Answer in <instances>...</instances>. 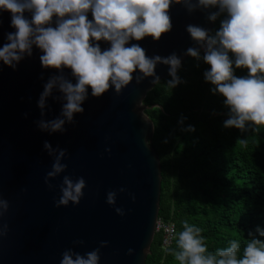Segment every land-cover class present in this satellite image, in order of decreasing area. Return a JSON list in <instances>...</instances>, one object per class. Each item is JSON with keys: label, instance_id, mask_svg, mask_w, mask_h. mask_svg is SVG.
<instances>
[{"label": "water", "instance_id": "water-1", "mask_svg": "<svg viewBox=\"0 0 264 264\" xmlns=\"http://www.w3.org/2000/svg\"><path fill=\"white\" fill-rule=\"evenodd\" d=\"M217 10L189 13L183 5L173 3L170 32L159 41L148 36L132 40L128 46L138 43L150 57L176 53L183 64L190 58L186 50L199 47L186 31L187 25L213 32L215 22L209 21L207 14ZM25 16L31 18L30 13ZM88 18L93 19L90 12ZM15 31L11 13L0 10V47L8 42L7 33ZM99 43L102 50L110 47L106 41ZM41 54L34 47L33 55L16 70L0 61V194L10 203L2 220L9 232L0 238V264H60L65 250L83 255L99 248L101 241H107L108 246L100 250V264H146L157 233L162 167L152 144L154 124L145 114L143 101L156 84L151 77L137 84V70L132 83L119 95L112 88L97 98L89 88V98L82 105L85 111L75 115L76 123L66 124L65 133L49 134L41 131L36 121L59 116L61 102L50 97L43 117L37 102L48 78L59 73L42 67ZM168 69V65L157 66L160 81L170 77ZM64 75L75 83L70 69H64ZM53 95L61 94L54 91ZM45 141L68 152L62 161L67 170L51 180L54 190L45 183L54 162L44 148ZM65 175L74 180L83 177L87 186L78 205L70 202L56 207ZM120 188L126 191L121 193ZM109 191L117 192L115 207L123 208L124 216L106 202ZM130 194L135 195V201ZM78 240L85 243L75 244ZM130 248L135 250L133 255L128 254Z\"/></svg>", "mask_w": 264, "mask_h": 264}, {"label": "clouds", "instance_id": "clouds-1", "mask_svg": "<svg viewBox=\"0 0 264 264\" xmlns=\"http://www.w3.org/2000/svg\"><path fill=\"white\" fill-rule=\"evenodd\" d=\"M173 3L183 5L189 13L197 9H218L207 14L209 21L219 20L214 32L187 25L186 31L199 47H189L185 55L210 65L204 72L205 81L214 85L212 93L222 95L229 109L223 126L243 131L250 125H264V0H0V10L11 13V27L16 29L7 33L8 42L0 47V61L16 70L21 61L33 55L35 47L42 53L39 57L42 67L59 73L50 76L43 85L37 104L43 117L51 97L61 102L60 115L36 121L37 127L49 134L67 132L65 125H74L75 115L84 113L82 105L89 98V88L97 98L112 88L119 95L132 83L137 70L140 73L135 77L137 84L149 77L153 78V84H158L160 76L156 69L160 64L169 66L171 79L167 84L170 87L182 83L178 75L182 60L176 53L150 57L140 44L128 46L130 41H141L148 36L159 41L163 34L170 32ZM26 12L30 13V19L25 16ZM100 41L108 42L110 47L102 50ZM66 68L71 70L75 83L64 75ZM240 68L247 69L248 74L235 75V69ZM54 91L61 95L54 96ZM188 130L195 131L192 126ZM145 143L148 145V140ZM44 148L54 158L45 176L48 188L54 190L56 185L51 180L67 170L68 165L62 161L68 152L59 146L53 148L48 141L44 142ZM106 151L110 153L111 149ZM86 186L83 177L74 180L65 175L56 207L68 206L70 202L78 205ZM125 191V188L119 189L121 193ZM130 195L135 201V195ZM106 202L115 207L117 192L109 191ZM9 209V201L0 194V238L9 232L8 224L2 223ZM115 211L120 216L126 214L120 207H115ZM256 231L259 237H264V229ZM201 232L199 227L184 222L177 239L179 251L175 252L180 264H264V239L250 233L243 256L238 258V241L233 240L228 247L212 253ZM107 246V241H101L99 248L83 255L67 249L62 253L60 264H100V250ZM134 251L130 248L128 254L133 255Z\"/></svg>", "mask_w": 264, "mask_h": 264}, {"label": "trees", "instance_id": "trees-1", "mask_svg": "<svg viewBox=\"0 0 264 264\" xmlns=\"http://www.w3.org/2000/svg\"><path fill=\"white\" fill-rule=\"evenodd\" d=\"M218 27L219 20L213 32ZM208 69L190 57L178 71L182 83L172 88L171 77L162 80L143 101L162 167L159 219L175 227L166 248L163 233L155 234L146 264H180L175 252L184 222L202 230L212 253L236 240L242 258L250 233L264 239L256 231L264 229V125L225 128L229 109L205 81ZM247 74L235 69L238 77Z\"/></svg>", "mask_w": 264, "mask_h": 264}, {"label": "built area", "instance_id": "built-area-1", "mask_svg": "<svg viewBox=\"0 0 264 264\" xmlns=\"http://www.w3.org/2000/svg\"><path fill=\"white\" fill-rule=\"evenodd\" d=\"M201 55H203V49H201ZM157 232H162L164 235L163 246L168 247L175 237V227L171 223H164L160 219L156 226Z\"/></svg>", "mask_w": 264, "mask_h": 264}]
</instances>
